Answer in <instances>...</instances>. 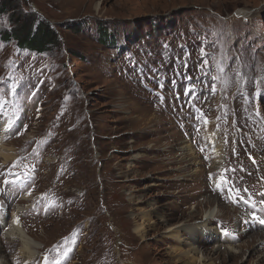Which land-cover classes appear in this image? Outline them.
Returning <instances> with one entry per match:
<instances>
[{"label": "rangeland", "instance_id": "1", "mask_svg": "<svg viewBox=\"0 0 264 264\" xmlns=\"http://www.w3.org/2000/svg\"><path fill=\"white\" fill-rule=\"evenodd\" d=\"M30 21L56 35L44 52L4 38ZM263 145L264 0H0V242L9 264L60 263L65 251L67 264H189L178 258L189 231L177 241L165 229L200 224L208 210L211 226L239 236L194 235L212 264H263L264 228L255 237L225 198L239 187L226 170L249 160L259 174ZM254 183L263 188L264 175ZM149 202L164 220L154 215L146 237L130 239L132 214ZM13 219L40 244L28 262L5 235Z\"/></svg>", "mask_w": 264, "mask_h": 264}, {"label": "bare ground", "instance_id": "2", "mask_svg": "<svg viewBox=\"0 0 264 264\" xmlns=\"http://www.w3.org/2000/svg\"><path fill=\"white\" fill-rule=\"evenodd\" d=\"M209 143H210V145L215 147V150H214L213 153L216 156H219L220 155V151H221L220 145L215 143L211 139L209 140ZM188 148H189V151H190L189 153L194 154V151L190 148V146H188ZM261 151H262L261 157L264 160V156H263L264 145H263V150L261 149ZM202 156H204V155H202ZM193 159H195V158H193ZM194 163H195V161H194ZM188 164H191V163H188ZM243 164H244V162H243ZM245 164L247 165V163H245ZM259 165L257 166L258 168H256V169H258L259 174L264 175V164L262 166H261V164H259ZM192 170H193V168H192ZM155 207L156 206L154 205V203L149 202L147 209H145L143 207H140L141 211L138 213V215H136V214L133 215L132 214V216L134 218V224H133L132 232L134 233V235L132 233H130V234L128 233V237L130 239L131 238H135V237L136 238H140V239H144L146 237V233L149 230V228L153 227V223L155 222L154 215L157 216V218H159L160 220H162V221L164 220V218H163L164 216L159 211H157L155 209ZM214 215H215L214 210H208L207 212H205L204 219L202 220V222L200 224H194L191 227L186 226V224H182L181 222L177 223V224H174V225L167 226V228L165 230H168L170 232L171 238H173V239H175L177 241L183 239L182 236L180 235V230L186 229L191 234L192 242L186 241V243L188 242L187 244H188L189 248L183 250L178 255V258L180 260L183 258L189 264H212V262L209 261V258L198 248L199 246L196 245V241H195L196 237L194 235L200 233V234H203V235H206V236H211L215 240H218V238L216 237L218 229L216 230L215 226H213V225L211 226V223H210L211 219L214 217ZM2 221L3 220H1V222ZM10 222H11L10 223V227L7 228V230L5 231V235H6L7 238H9V240H14V239L19 240L20 246H19L18 252L21 255V257L24 259V261L28 262V261H30L31 259H33L37 255L38 249L40 247V244H38L36 239L34 237H32L31 235H29V233L27 231H25V229L23 227H21V225L15 219L10 220ZM256 228H257V226L250 225V230H253L254 236L255 237H260L259 235H261L260 234L261 231L259 229H256ZM216 247L224 248L230 253L234 252L236 254L237 252H239L238 248H234L233 245H229V244L227 245V244H222V243L219 244L218 243V244H216ZM1 248H2V244L0 242V264H9L6 261V259L4 258L3 254H2V251H1L2 250ZM176 250H177V248H173V251H171L170 254L171 255L172 254L176 255L175 254ZM253 251H254L253 252L254 254L257 252V250H255V249ZM258 258L259 257L256 256L255 259L252 260L251 264H259L260 263V259H258ZM262 260L264 261V258Z\"/></svg>", "mask_w": 264, "mask_h": 264}, {"label": "trees", "instance_id": "3", "mask_svg": "<svg viewBox=\"0 0 264 264\" xmlns=\"http://www.w3.org/2000/svg\"><path fill=\"white\" fill-rule=\"evenodd\" d=\"M4 38L6 41L14 39L16 45L21 49L44 52V50L53 45L56 35L46 22L30 21L27 24L24 23L12 28L8 33L4 34ZM99 39L102 42L112 43L110 36H106L104 32H99Z\"/></svg>", "mask_w": 264, "mask_h": 264}, {"label": "snow or ice", "instance_id": "4", "mask_svg": "<svg viewBox=\"0 0 264 264\" xmlns=\"http://www.w3.org/2000/svg\"><path fill=\"white\" fill-rule=\"evenodd\" d=\"M201 55H202V56L206 55V54L204 53L203 49H201ZM222 70H223V69H221V71H222ZM214 90H215V89L213 88V91H214ZM193 91H194L193 88H188V89H186V94H187V93H191V92H193ZM224 182H225V183L227 182L226 179H225ZM5 183H9V181H5ZM253 219L258 220L259 223H261V224H264V219H261V218L256 217V216H253ZM65 255H67V251H65ZM56 264H59V261H56Z\"/></svg>", "mask_w": 264, "mask_h": 264}]
</instances>
